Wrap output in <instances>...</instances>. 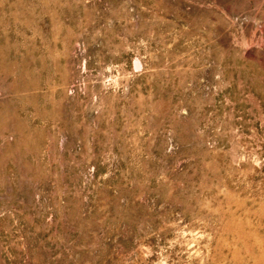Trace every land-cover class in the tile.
<instances>
[{"label": "rangeland", "instance_id": "rangeland-1", "mask_svg": "<svg viewBox=\"0 0 264 264\" xmlns=\"http://www.w3.org/2000/svg\"><path fill=\"white\" fill-rule=\"evenodd\" d=\"M0 264H264V0H0Z\"/></svg>", "mask_w": 264, "mask_h": 264}]
</instances>
